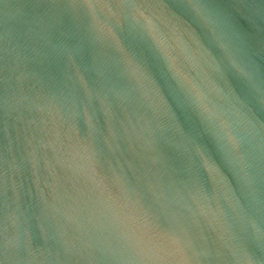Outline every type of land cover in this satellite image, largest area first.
<instances>
[{"label": "water", "instance_id": "water-1", "mask_svg": "<svg viewBox=\"0 0 264 264\" xmlns=\"http://www.w3.org/2000/svg\"><path fill=\"white\" fill-rule=\"evenodd\" d=\"M0 264H264V0H0Z\"/></svg>", "mask_w": 264, "mask_h": 264}]
</instances>
